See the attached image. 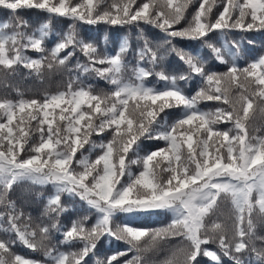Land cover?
<instances>
[{
	"label": "snow or ice",
	"instance_id": "snow-or-ice-1",
	"mask_svg": "<svg viewBox=\"0 0 264 264\" xmlns=\"http://www.w3.org/2000/svg\"><path fill=\"white\" fill-rule=\"evenodd\" d=\"M105 2L0 0V7L12 14L0 21V68L11 73L15 66L23 65L39 74L45 67H67L78 49L87 63L78 61L76 69L94 73L114 87L110 93L93 94L91 85L73 87L79 81L77 76L65 91L45 95L42 100L24 99L19 93V100H0V233L16 237L11 241L0 238V264H45L13 253L11 247L17 241L30 250L42 251L47 264H86V258L105 235L123 241L127 247L97 264H121V258L129 253L135 254L123 264H144L145 253L176 236L186 241L180 249L183 257L179 259L173 252L163 264H198L201 256L209 264H223L221 256L228 257L232 264H264V246L257 247V241L264 245V236L256 233L257 221L264 223V136H249L247 131L257 108L264 113V55L243 68L233 59L226 72L216 73L206 71L199 54L172 45L171 51L186 65L188 73L169 75L156 71L163 54L142 36V45L135 50L133 78L125 79L129 67L126 57L132 50L127 37L115 54H101L93 42L85 41L70 28L48 49L45 42L50 22L29 33L28 22L19 15L23 10L36 9L89 24L143 21L162 30L168 37L166 43L171 44L175 38L207 40L214 30L264 29V0H223L222 10L214 19L217 0H164L163 4L158 0L140 4L137 0H113L106 8ZM247 19L251 22L245 23ZM184 20L186 27L174 29ZM207 46L221 63L229 62L226 54L233 58L237 54L235 44ZM29 49L40 57L25 55ZM193 75L201 78L203 86L189 96L178 82ZM152 76L164 81V87L148 86L145 81ZM202 101L222 102L229 108L202 111L198 108ZM180 107L184 109L182 117L154 134L160 114ZM221 123L233 127L221 131L216 127ZM109 130L112 138L106 143L91 141L93 134ZM34 135L39 137L37 143H32ZM141 138L163 140L166 147L126 162ZM85 145L99 148L100 154L94 160L83 155ZM132 164L141 165V170L132 173ZM25 181L52 185L54 191L47 197L43 212L50 224L33 226L31 215L10 198L14 187ZM65 193L95 211L94 224L89 227V217L84 216L61 231L59 217L68 211L61 199ZM222 194L231 199L235 213L231 235L223 224L205 222ZM148 210L170 211L173 219L167 226L152 230L136 227L129 220L114 222L119 214L132 216ZM53 229L61 231V244L79 242L81 247L70 252L49 247ZM211 244L216 250L209 247Z\"/></svg>",
	"mask_w": 264,
	"mask_h": 264
},
{
	"label": "trees",
	"instance_id": "trees-1",
	"mask_svg": "<svg viewBox=\"0 0 264 264\" xmlns=\"http://www.w3.org/2000/svg\"><path fill=\"white\" fill-rule=\"evenodd\" d=\"M79 2V0H74ZM96 0H94V3ZM113 2V0H106L103 7H107ZM145 0H137V4L143 3ZM160 4L164 3V0H158ZM223 0H217L218 7L213 10V19L219 11L222 10ZM198 6V5H197ZM195 9H190L187 14V19H191V12ZM12 14L0 7V21H4L10 18ZM19 15L28 22L26 31L32 33L44 23L50 22V35L45 44L48 49L62 37V35L74 28L78 35L85 41L93 42L100 51L101 54H115L118 50L119 44L123 38L127 37L131 43L132 50L126 57L129 62V67L124 73L125 79L133 78L131 69L136 65L135 50L142 45L140 37H146L154 49H159L163 54V60L160 61L159 67L156 71L163 70L169 75H180L181 73L187 74L188 69L181 60L178 58L175 52L171 51V46L174 45L177 49H183L185 52L192 53L193 55L199 54L205 61V69L208 72L224 73L228 67L232 66L234 59L235 64L239 68L246 67L249 63L264 55V29L253 28L251 30L235 28L225 30L223 32L214 30L208 34L207 40H189L182 38H175L171 40V44L166 43L168 37L166 34L154 27L153 25L146 24L140 21L138 24H117L112 25L106 21H99L97 23L89 24L84 21L73 20L68 17H60L55 14H49L43 10H23ZM251 22L250 19L245 20V23ZM187 26V20L182 21L180 24L175 25L174 29H179ZM208 44H213L216 47H222L224 45H233L237 47L233 50L237 53L236 56L230 57L225 55V60L228 63H221L216 60L211 50L208 48ZM61 53L66 55L67 51ZM25 55L37 59L40 57V53L34 50H27ZM44 55H48L44 53ZM81 64L87 63V58L77 49L74 56L70 59L67 67H55L52 70L46 67L41 70L39 74L35 71L24 67L23 65L15 66L13 72L9 73L3 68H0V100H19L22 97L24 99H37L42 100L45 95L55 94L59 91H65L70 80L75 81V78L79 76V81L73 84V87H79L83 85L85 87L91 85L93 94H106L114 91V87L102 78L97 77L94 73H82V70L76 69L77 62ZM144 67H150L147 64L142 65ZM68 69H72L69 71ZM145 83L148 86L163 88L165 82L158 80L155 76L146 79ZM179 87L182 88L185 94L192 96L203 86L202 80L199 76H191L190 79L185 81H179ZM228 87L227 84L224 85ZM19 93V94H18ZM237 92L232 90V96L235 97ZM131 104V101H130ZM198 108L202 111H214L216 108L228 109L229 105L222 102L215 101H202L198 104ZM184 109L172 108L166 109L164 113H161L158 117L159 124L154 128L155 132L165 130L168 126L172 125L177 119H180L183 115ZM33 122V126L35 127ZM219 130L223 131L228 128H232L231 123H221L216 126ZM247 131L249 136H264V113L257 108L252 118L247 123ZM112 138V132L109 130L105 134L91 136V141L95 144L101 142H107ZM195 139V137H194ZM39 140L38 135H34L32 143H37ZM139 147L128 153L127 160H135L138 157H143L151 151L158 148L166 147V142L158 139H145L141 138L138 141ZM186 150V146H185ZM100 154L99 148H91L90 145H85L83 155L89 156L90 159H95ZM81 155L77 153V157ZM142 166L139 164L130 165L129 170L136 174L141 170ZM124 182L127 181V176L123 178ZM54 189L52 185H34L31 182L25 181L16 185L11 193V199L15 200L17 206L21 208L25 214H30L33 218V226L36 223L50 224L51 221L43 216L44 206L47 202V197L53 193ZM62 202L66 205L68 211L63 213L59 217V224L63 226L62 230H65L70 226L71 222L76 219H80L84 216H88V226L90 227L96 221L95 211H90L85 202L81 201L78 197H70L66 193L61 197ZM234 209L231 203V199L225 195H221L218 198L217 205L214 211L206 218V224L221 223L229 231L233 226ZM173 219V214L167 210H148L140 212L136 215L127 216L125 214H119L115 218V223H122L126 220L140 228L157 229L167 226ZM254 219L256 216L254 214ZM61 231L53 229L51 231L49 247H52L58 251L70 252L76 251L81 247V244L77 242L75 245L68 246L61 244L63 236ZM257 236H264V223L257 221ZM0 238L6 240H16L15 235H9L0 233ZM186 244V241L180 236L171 237L168 240L161 243L160 247L156 250L147 252L144 254V264H163L166 258L172 256L175 252L179 259H182L183 253L180 249ZM264 246L257 241V247ZM126 244L123 241H118L114 237L105 235L97 242V247L93 253L86 258V264H97L98 260H105L108 256L116 253L117 251H123L126 249ZM210 248L216 250V245H209ZM11 251L15 254H19L25 258L36 259L44 261L47 264V258L43 256L42 251H33L22 245L18 241L12 245ZM135 253H129V255L121 258V264L123 260L130 259ZM244 259L247 261L248 254L246 253ZM223 264H232V261L225 256H221ZM198 264H209V260L203 256L198 258Z\"/></svg>",
	"mask_w": 264,
	"mask_h": 264
}]
</instances>
